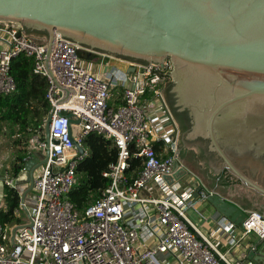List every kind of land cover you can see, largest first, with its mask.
I'll return each instance as SVG.
<instances>
[{
  "label": "built area",
  "instance_id": "1",
  "mask_svg": "<svg viewBox=\"0 0 264 264\" xmlns=\"http://www.w3.org/2000/svg\"><path fill=\"white\" fill-rule=\"evenodd\" d=\"M0 40L7 44L0 51V96L16 90L11 64L23 55L32 59L34 73L48 81L52 114L49 140L31 141L30 147L47 155V161L34 176L33 206L20 204L28 221L14 238V228L0 225V264H243L244 255L232 261L191 221L187 210L193 205L154 195L155 180L167 186L165 177L183 167L178 156L180 133L165 97L173 71L170 60L125 61L142 80L138 86L124 87L123 103L117 107L110 104L115 81L86 67L79 55L83 49L76 43L57 35L48 54L47 42L32 41L17 24L1 21ZM60 86L69 90L68 96ZM148 93L160 100L173 130L166 131L162 122L153 125L143 105ZM69 115L79 124L70 123ZM91 133L112 140L118 157L103 172L109 185L80 212L69 195L78 181V165L89 155L84 140ZM162 141L167 142L162 147L167 156L156 149ZM133 158L142 161L139 172L131 170ZM14 183L7 178L8 186L14 188ZM219 225L218 233L230 248L252 234L264 240V214L259 211H248L242 227Z\"/></svg>",
  "mask_w": 264,
  "mask_h": 264
},
{
  "label": "water",
  "instance_id": "2",
  "mask_svg": "<svg viewBox=\"0 0 264 264\" xmlns=\"http://www.w3.org/2000/svg\"><path fill=\"white\" fill-rule=\"evenodd\" d=\"M0 21L46 35L48 54L61 35L91 54L121 61L170 60V108L188 119L194 136L209 141L225 169L264 193L232 160L264 164V0H0ZM46 68L53 76L48 61ZM46 161L47 155L41 164L27 160L16 177L17 185H30L22 202ZM187 174L181 167L165 181L173 186ZM208 202L242 227L246 213L237 206L218 195ZM261 247L250 260L264 262Z\"/></svg>",
  "mask_w": 264,
  "mask_h": 264
},
{
  "label": "crops",
  "instance_id": "3",
  "mask_svg": "<svg viewBox=\"0 0 264 264\" xmlns=\"http://www.w3.org/2000/svg\"><path fill=\"white\" fill-rule=\"evenodd\" d=\"M6 45L5 41L0 40V51L4 49ZM106 59L114 60V63H112V61L106 62L105 65L103 64L99 67L97 73L104 79L115 81V83H112L113 85L111 87L110 104L118 107L123 103L124 87L138 86L142 77L139 72L134 69H129V67L125 65V61L114 58ZM104 60L103 58L101 59L103 63ZM165 94H167V88L165 89ZM145 99H147V102H145ZM143 105L149 113L150 120L154 126L157 127V125H160V122H162L166 131L173 130L174 124L172 120L171 122L168 121L167 117L169 115L165 110L161 109V102L158 98L148 93L143 98ZM171 114L180 133L178 142L179 163L188 174L170 187L162 184L160 179L155 180L152 183L154 195L156 197H168L177 202H185L193 205L192 208L187 210L188 217H190L191 221L220 251L228 253L227 255L232 261H238L244 255L245 258L241 260L243 264H264L261 260L249 259V254L251 252H256L258 254L262 251L261 246H264V240L252 234L242 239L234 249L230 248L228 240L226 237L219 235L217 227L220 226L219 223H235L222 215L213 204L208 202V199L204 198L205 194L218 195L222 199L237 206L246 214L251 210L259 211L264 214V193L246 185L225 169L221 159L211 150L212 148L209 141L192 134L189 121L184 115L177 114L172 110ZM5 132L6 130L0 132V144L3 142V138L9 137L8 133ZM161 133L164 134V132ZM166 143L167 142L162 141L156 144V149H158V154L160 156H167V149L165 147L162 148ZM17 151L19 152V150ZM30 159L41 164L45 160V154L35 150L33 155L29 153L25 162ZM232 160L248 178L264 189V164L261 163L262 165L260 167H253L247 163V161L251 164L256 161L237 156L232 157ZM41 167L42 165L37 168L34 176L41 171ZM7 178H9L8 175L0 178V210H6L7 207L4 191V187L7 185ZM12 179H14L15 182L14 188L19 190L22 199V195L29 189L30 185H17L15 181L16 178H14L13 175ZM33 195L31 191L26 195L25 199L30 209L33 206ZM16 215L20 218L21 224L10 226L14 229L20 225L26 224L28 221V214L24 209L19 208L16 210ZM235 226L239 227L236 224Z\"/></svg>",
  "mask_w": 264,
  "mask_h": 264
},
{
  "label": "trees",
  "instance_id": "4",
  "mask_svg": "<svg viewBox=\"0 0 264 264\" xmlns=\"http://www.w3.org/2000/svg\"><path fill=\"white\" fill-rule=\"evenodd\" d=\"M85 54L95 55L85 50L79 51L82 59H85ZM10 73L15 80L16 90L9 95L0 96V132L6 130L9 138L15 139L14 143L19 149V155L12 167L13 177L16 178L24 169L25 160L30 153L29 147L24 145H30L37 134L45 133L44 126L51 105L47 99L48 81L34 73L31 58L22 55L14 59ZM41 139H45V136ZM84 146L89 150V155L78 165V181L69 195V200L80 212L95 201L109 185L110 181L103 177V172L118 157L115 143L96 133L85 138ZM131 161V170L139 172L142 161L136 158ZM4 191L7 207L6 210H0V225H19L21 220L17 217L16 210L20 208V192L7 185Z\"/></svg>",
  "mask_w": 264,
  "mask_h": 264
},
{
  "label": "rangeland",
  "instance_id": "5",
  "mask_svg": "<svg viewBox=\"0 0 264 264\" xmlns=\"http://www.w3.org/2000/svg\"><path fill=\"white\" fill-rule=\"evenodd\" d=\"M26 36L31 39L32 41L35 42H47V36L44 34H41L39 32L36 31H30V30H26L25 31ZM85 59H82V61L84 62L86 67H89L92 71H96L99 69V65L101 63V59L102 57L95 54V55H84ZM112 61V63H114V60H110V59H105L104 60V65L106 62H110ZM127 62V61H126ZM119 63V62H118ZM117 64V63H116ZM126 65V63H125ZM170 84V81L166 83V87H168ZM171 87H169L170 89ZM168 94V91H167ZM167 94H165L167 101H169L167 96ZM169 104V102H168ZM170 108V105H169ZM170 110H172L170 108ZM173 111V110H172ZM45 133H39L34 137H37L39 139L43 138L44 136L46 137ZM4 136V135H3ZM15 139H11L9 137H5L3 138V142L0 144V178L4 177V176H9L10 178H12V167L16 161V158L19 154V152L17 150L18 147L15 145L14 143ZM31 144L33 145V143L31 142L30 145L29 143L26 145H24V147H29V152L30 154L33 155V153L35 152V149H32L30 146ZM38 151V150H37ZM247 163H249L251 166L253 167H260L262 164L261 162H253L252 164L247 161ZM7 173V174H6ZM5 185V184H4ZM261 213V212H260Z\"/></svg>",
  "mask_w": 264,
  "mask_h": 264
},
{
  "label": "flooded vegetation",
  "instance_id": "6",
  "mask_svg": "<svg viewBox=\"0 0 264 264\" xmlns=\"http://www.w3.org/2000/svg\"><path fill=\"white\" fill-rule=\"evenodd\" d=\"M168 97V96H167ZM170 98V97H169Z\"/></svg>",
  "mask_w": 264,
  "mask_h": 264
}]
</instances>
